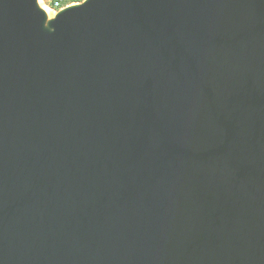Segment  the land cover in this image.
<instances>
[{"label": "water", "instance_id": "1", "mask_svg": "<svg viewBox=\"0 0 264 264\" xmlns=\"http://www.w3.org/2000/svg\"><path fill=\"white\" fill-rule=\"evenodd\" d=\"M0 264H264V0H0Z\"/></svg>", "mask_w": 264, "mask_h": 264}, {"label": "built area", "instance_id": "2", "mask_svg": "<svg viewBox=\"0 0 264 264\" xmlns=\"http://www.w3.org/2000/svg\"><path fill=\"white\" fill-rule=\"evenodd\" d=\"M84 0H42V4L48 7L53 14L59 10L76 3L83 2Z\"/></svg>", "mask_w": 264, "mask_h": 264}, {"label": "bare ground", "instance_id": "3", "mask_svg": "<svg viewBox=\"0 0 264 264\" xmlns=\"http://www.w3.org/2000/svg\"><path fill=\"white\" fill-rule=\"evenodd\" d=\"M41 2V1H40ZM42 3V2H41ZM46 10H47V12L49 13V15L50 16H52V12H51V10L48 8V7H46V6H44V5H42Z\"/></svg>", "mask_w": 264, "mask_h": 264}, {"label": "rangeland", "instance_id": "4", "mask_svg": "<svg viewBox=\"0 0 264 264\" xmlns=\"http://www.w3.org/2000/svg\"><path fill=\"white\" fill-rule=\"evenodd\" d=\"M41 2H42V0H40ZM42 4V3H41ZM43 5V4H42ZM52 15H53V13H52Z\"/></svg>", "mask_w": 264, "mask_h": 264}]
</instances>
